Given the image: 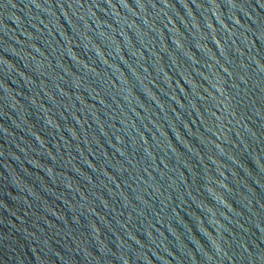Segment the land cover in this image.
<instances>
[{
  "label": "water",
  "instance_id": "95a60500",
  "mask_svg": "<svg viewBox=\"0 0 264 264\" xmlns=\"http://www.w3.org/2000/svg\"><path fill=\"white\" fill-rule=\"evenodd\" d=\"M0 264H264V0H0Z\"/></svg>",
  "mask_w": 264,
  "mask_h": 264
}]
</instances>
